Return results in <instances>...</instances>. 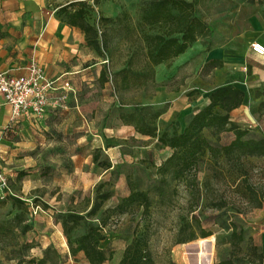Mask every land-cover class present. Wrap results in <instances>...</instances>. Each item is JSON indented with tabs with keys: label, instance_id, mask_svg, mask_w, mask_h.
Masks as SVG:
<instances>
[{
	"label": "rangeland",
	"instance_id": "obj_1",
	"mask_svg": "<svg viewBox=\"0 0 264 264\" xmlns=\"http://www.w3.org/2000/svg\"><path fill=\"white\" fill-rule=\"evenodd\" d=\"M76 1L89 5L86 18L105 33L103 58L108 70L114 73L124 67L136 51L138 55L130 59L133 68L141 71V41L136 31L140 9L147 0ZM188 1H193L195 14L206 22L210 34L192 43L181 63L170 60L161 66L158 82L140 86L136 78L126 88L114 91L109 83L101 88L97 85L92 92L98 99L86 105L84 118L56 116L53 125L38 132L40 136L7 132L21 142L10 158L0 156V172L8 187L0 189V264H18L30 258H44L42 264H88L82 252L74 256L69 253L58 215L69 210L86 214L107 193L98 211L86 218L95 224L99 220L105 223L100 247L112 255L103 264L118 262L137 221L150 231L153 264H167L169 260L176 264H215L222 260L264 264V156H246L223 166L204 158L196 166L195 186L173 181L160 198L152 195L159 183L156 167L170 150L161 148L156 138L138 133L134 125L133 133L129 128L120 130L121 115H128L135 106L134 117L129 116L132 124L141 125L142 116V123L159 133L172 127L181 129L188 111L203 106L188 96L176 105H184V109L170 111L172 103L166 93L177 92L184 78L193 85L191 88L205 90L201 95L206 89L225 84L242 89L243 102L230 113V119L246 130L245 137H264V56L250 49L254 40L264 43V0ZM115 19L119 20L112 25ZM212 48L223 49L233 60L221 61L218 67H198L195 56ZM155 99L162 103L148 104ZM204 134L218 145L234 136L230 130L217 134L205 130ZM95 154L97 160L93 161ZM102 161H108L110 167L105 169ZM132 188L147 190L154 197L150 216L140 218V211L110 212ZM6 195L19 197L23 204H12ZM232 223L242 229L238 241L230 236ZM24 224L30 228L22 232ZM84 226L80 221L70 236L81 234ZM190 231L195 232L193 239L177 242ZM201 231L209 235L202 237Z\"/></svg>",
	"mask_w": 264,
	"mask_h": 264
},
{
	"label": "trees",
	"instance_id": "obj_2",
	"mask_svg": "<svg viewBox=\"0 0 264 264\" xmlns=\"http://www.w3.org/2000/svg\"><path fill=\"white\" fill-rule=\"evenodd\" d=\"M88 9L89 5L83 1L70 2L59 7L56 15L61 22L78 28L84 35L86 46L103 58V51L107 48L105 33L100 31L95 23L88 21L86 18ZM106 20L108 21V19ZM118 20H113L112 25L116 24ZM137 27L136 34L141 41L139 49L143 69L138 71L132 66L133 57L138 55L135 51L130 57L132 59L129 58L121 69L114 73L108 68L106 71H101L100 82L106 80L113 91L119 87L126 88L132 79H139L136 85L140 86L153 81L156 65L172 60L189 48L198 38L210 34L209 26L195 14L193 1L188 0L145 1L140 9ZM221 63V60L212 59L204 65L218 67ZM243 99L244 92L239 87L232 84L218 86L210 93L209 100L205 105L186 117L185 124L181 129L172 127L171 130H163L160 133L155 127L142 123V116L139 119L141 125L130 122L129 116L134 117L138 108L136 106L128 115H121L124 124L134 125L138 133L156 138V142L161 148L170 150V153L156 167L159 183L153 188L152 195L163 198L166 188L170 187L173 181L195 186L196 166L204 158L223 166L229 162L240 161L246 156H264V137H245L246 130L241 129L230 119V112L238 108ZM157 115L158 113H155V116ZM205 130H211L215 134L230 130L233 131L234 136L226 144H212L205 136ZM96 160L97 155L95 154L93 161ZM100 164L105 169L110 167L108 161H102ZM152 195L147 190L132 188L128 195L122 197L110 212L134 214L140 211V218L148 217L151 215L155 202ZM6 196H10L12 204H23V201L15 195ZM107 196L109 193L104 194L99 202L95 201L86 214L69 210L58 215L69 253L74 256L77 252H82L88 264H103L112 255L110 251L106 252L104 248L100 247V242L105 238L103 232L105 223L99 220V223L95 224L91 220H86L87 217L98 211L102 200ZM27 206L29 205L27 204ZM80 221L85 224L83 232L71 237V230ZM229 227L231 228V238L240 240L242 229H237L234 223ZM29 228V225L24 224L21 226V231L24 232ZM200 235L205 237L209 233L201 231ZM150 236L148 228L140 226L137 221L133 228L132 238L124 247L116 264H153L149 249ZM194 236L195 232L190 231L187 237H181L177 242L191 240ZM33 262L42 264L44 258L37 261L30 258L26 261H19L18 264H32ZM167 264L176 263L169 260ZM215 264H229V262L222 260Z\"/></svg>",
	"mask_w": 264,
	"mask_h": 264
},
{
	"label": "crops",
	"instance_id": "obj_3",
	"mask_svg": "<svg viewBox=\"0 0 264 264\" xmlns=\"http://www.w3.org/2000/svg\"><path fill=\"white\" fill-rule=\"evenodd\" d=\"M74 1L76 0H0V70L10 75H20L24 73V67L28 62L34 59L44 74L54 81L53 94L65 93V99L61 104L55 105L53 98H50L43 119L22 116L15 122H10V107L0 94V156L7 154L6 156L10 158V155L15 154L17 144L21 142L20 138H14L13 134L7 136V132L16 134L23 132V136H40L38 132L46 130L47 125H53L56 116L64 114L72 119L82 115L84 118V115L87 116L86 105L98 99L92 90L97 85L101 88L108 83L99 80L100 72L106 71L107 68L105 60L86 46L84 35L78 28L61 22L56 15L59 7ZM189 49L190 47L171 61L181 63ZM233 58L221 48H212L199 53L194 60L199 67L212 59L225 61ZM161 66H165V63L154 67L153 82H158L162 78ZM65 83L68 84L67 88L64 86ZM189 84L190 82L183 78L177 92L166 93L172 103L171 112L184 109V105L178 108L176 105L188 96L197 98L195 102L200 101V105H205L210 93L216 88L206 89L207 92L201 95L205 90L199 87L191 88L193 85ZM53 94L51 96H54ZM152 103L162 102L155 99L148 104ZM197 110L188 112L190 114ZM119 125L121 131L129 128L132 129V133L134 132L133 125L120 121ZM30 143L28 140L29 146ZM262 250L264 256V234Z\"/></svg>",
	"mask_w": 264,
	"mask_h": 264
},
{
	"label": "built area",
	"instance_id": "obj_4",
	"mask_svg": "<svg viewBox=\"0 0 264 264\" xmlns=\"http://www.w3.org/2000/svg\"><path fill=\"white\" fill-rule=\"evenodd\" d=\"M250 49L255 55L264 56L262 42L252 41ZM64 86L67 88L68 84L65 83ZM54 91V81L44 74L41 66L34 59L28 62L24 67V73L20 75H10L0 70V94L10 107V122H15L22 116L43 119L51 97L55 105L61 104L65 99V93L53 94ZM0 189H8L6 179L1 172Z\"/></svg>",
	"mask_w": 264,
	"mask_h": 264
},
{
	"label": "water",
	"instance_id": "obj_5",
	"mask_svg": "<svg viewBox=\"0 0 264 264\" xmlns=\"http://www.w3.org/2000/svg\"><path fill=\"white\" fill-rule=\"evenodd\" d=\"M195 260H196V258L194 259V261H195ZM194 261H193V262H194Z\"/></svg>",
	"mask_w": 264,
	"mask_h": 264
}]
</instances>
